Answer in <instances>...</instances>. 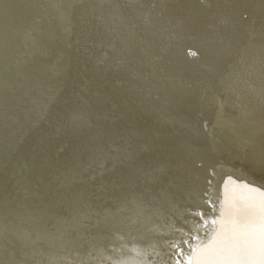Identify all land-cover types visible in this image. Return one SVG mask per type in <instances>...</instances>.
I'll list each match as a JSON object with an SVG mask.
<instances>
[{"label":"bare ground","instance_id":"6f19581e","mask_svg":"<svg viewBox=\"0 0 264 264\" xmlns=\"http://www.w3.org/2000/svg\"><path fill=\"white\" fill-rule=\"evenodd\" d=\"M264 264V0H0V264Z\"/></svg>","mask_w":264,"mask_h":264},{"label":"snow or ice","instance_id":"6c2138e0","mask_svg":"<svg viewBox=\"0 0 264 264\" xmlns=\"http://www.w3.org/2000/svg\"><path fill=\"white\" fill-rule=\"evenodd\" d=\"M177 264H178V262H177Z\"/></svg>","mask_w":264,"mask_h":264}]
</instances>
